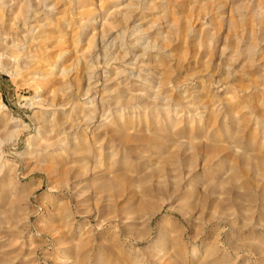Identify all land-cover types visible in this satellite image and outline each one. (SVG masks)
<instances>
[{"label":"rangeland","instance_id":"1","mask_svg":"<svg viewBox=\"0 0 264 264\" xmlns=\"http://www.w3.org/2000/svg\"><path fill=\"white\" fill-rule=\"evenodd\" d=\"M0 264H264V0H0Z\"/></svg>","mask_w":264,"mask_h":264},{"label":"bare ground","instance_id":"2","mask_svg":"<svg viewBox=\"0 0 264 264\" xmlns=\"http://www.w3.org/2000/svg\"><path fill=\"white\" fill-rule=\"evenodd\" d=\"M4 29H5V33H8V34H10L11 32V30L9 31V26H5L4 27ZM9 36V35H8ZM4 38V37H3ZM8 39V38H7ZM14 41V40H13ZM35 40H32V42H34ZM11 43V42H10ZM28 43H30V41L28 42ZM35 43V42H34ZM15 44V43H14ZM13 44V45H14ZM30 46V45H29ZM7 49H9V46H7L6 45V47H4V50L5 51H7ZM45 50H46V48H45ZM33 51V50H32ZM12 52V51H11ZM44 52V51H43ZM13 53V52H12ZM43 54V53H42ZM8 55V54H7ZM43 56V55H42ZM48 56H49V58H50V55L48 54ZM41 60V59H40ZM40 60H38V61H40ZM40 63H41V61H40ZM41 64H43V63H41ZM51 132V131H50ZM51 134H49V139L51 138H53V136H50ZM57 141V140H56ZM54 145H55V143H52V144H46V145H44V149L46 150V151H48V154L50 153V151L52 150V155H54V152H57V148L56 147H54ZM43 146V145H42ZM74 150H73V153H74V161H76L77 159L75 158L76 157V153L78 152V149H77V147L74 145ZM65 150V152H67V151H69V149H64ZM72 159V158H71ZM62 161V160H61ZM60 164H61V162H60Z\"/></svg>","mask_w":264,"mask_h":264}]
</instances>
